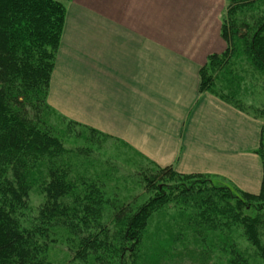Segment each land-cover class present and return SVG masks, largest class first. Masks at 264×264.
<instances>
[{
    "label": "trees",
    "instance_id": "trees-1",
    "mask_svg": "<svg viewBox=\"0 0 264 264\" xmlns=\"http://www.w3.org/2000/svg\"><path fill=\"white\" fill-rule=\"evenodd\" d=\"M69 1L0 0V264H47L53 228L69 234L72 256L65 264L90 256L104 264L99 259L107 253L116 254L110 264H177L184 257L198 264H250L237 229L264 260V142L257 150L263 175L256 194L206 174L157 166L139 173L152 194L137 206H117L103 182L73 173L75 150L43 118ZM226 2L220 30L226 47L207 56L198 90L251 113L264 131V104L240 100L243 71L228 70L242 58L264 80V0ZM33 189L43 197L36 207L29 204ZM172 205L177 222L160 225L153 237L154 213Z\"/></svg>",
    "mask_w": 264,
    "mask_h": 264
},
{
    "label": "crops",
    "instance_id": "crops-1",
    "mask_svg": "<svg viewBox=\"0 0 264 264\" xmlns=\"http://www.w3.org/2000/svg\"><path fill=\"white\" fill-rule=\"evenodd\" d=\"M66 5L50 104L178 173L259 192L263 121L198 90L207 56L226 47V0Z\"/></svg>",
    "mask_w": 264,
    "mask_h": 264
},
{
    "label": "rangeland",
    "instance_id": "rangeland-1",
    "mask_svg": "<svg viewBox=\"0 0 264 264\" xmlns=\"http://www.w3.org/2000/svg\"><path fill=\"white\" fill-rule=\"evenodd\" d=\"M82 69L81 66L74 68L78 73H82ZM228 70L231 75L233 73H235V75H240L243 71L241 75L244 77V80H242L240 84V91L236 94L240 100L246 104H264L263 76H259L253 72L254 70L251 67H247L242 58L235 60L231 65V69ZM64 71L65 68H63L62 72ZM50 82L51 77L46 100L47 104L50 106V110L43 118L45 121L47 120V126H49L52 132L62 140L64 146L68 149H72V151L75 150V152H71L69 156L74 166L73 173L85 176L88 182H94L95 179H99L98 181L100 183H104L107 197L116 198L114 200L117 201V206L128 204L134 207L144 202L152 193L145 192L144 184L141 181L139 173L143 174L157 168V166H164L154 162L144 153L141 154L137 149L131 150L123 146L112 134L99 131L96 128L82 123V121L73 118L74 116L72 117L69 114H64L61 110L50 104L48 100ZM247 114L253 116L251 113ZM262 136V141L264 142V131L262 132ZM42 199V195L37 190L33 189L30 194L29 204L31 207H36L41 203L40 201ZM178 213L176 207H173V205L170 207L167 206L159 212H155L149 225V229H151L150 234L154 237L160 225L163 226L167 224L171 228L177 220L175 217L179 218ZM106 221H108V219ZM109 221L111 225H113L111 220ZM235 232L238 234L236 238L239 248L248 258L250 264H264V260L260 258L255 252V249L252 248L250 243L245 239V235L242 231L237 229ZM68 235V232L63 229L53 228L52 236H54L55 240L50 244L49 250L47 251V264H65L69 262L72 254L69 252L66 245V236ZM214 254L212 258L215 256ZM115 255V253H112V255L107 253L105 257L99 259V261L101 260L104 264H110L111 260L109 258H113ZM71 264L99 263H95L92 256H90L85 262L76 260L72 261ZM177 264L198 263H191L189 258L184 257V259Z\"/></svg>",
    "mask_w": 264,
    "mask_h": 264
}]
</instances>
